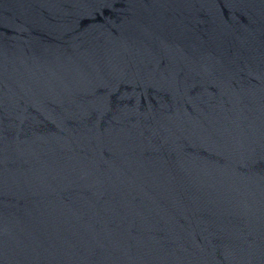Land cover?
Masks as SVG:
<instances>
[{"label": "water", "instance_id": "95a60500", "mask_svg": "<svg viewBox=\"0 0 264 264\" xmlns=\"http://www.w3.org/2000/svg\"><path fill=\"white\" fill-rule=\"evenodd\" d=\"M0 264H264V0H0Z\"/></svg>", "mask_w": 264, "mask_h": 264}]
</instances>
